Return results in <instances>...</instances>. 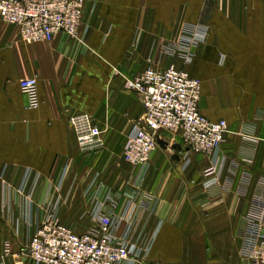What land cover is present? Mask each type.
<instances>
[{
  "label": "crops",
  "instance_id": "1",
  "mask_svg": "<svg viewBox=\"0 0 264 264\" xmlns=\"http://www.w3.org/2000/svg\"><path fill=\"white\" fill-rule=\"evenodd\" d=\"M79 36L28 42L0 18V264H36L27 248L47 216L84 232L96 228L95 201L116 212L127 198L142 204L141 221L157 199L139 241L152 263L250 264L249 235L264 228V0H85ZM170 64L199 81L201 113L228 131L216 155L186 163L180 136L161 132L168 145L140 171L122 157L143 115L125 79ZM26 77L36 107L19 88ZM79 112L102 131L92 149L67 124Z\"/></svg>",
  "mask_w": 264,
  "mask_h": 264
},
{
  "label": "built area",
  "instance_id": "2",
  "mask_svg": "<svg viewBox=\"0 0 264 264\" xmlns=\"http://www.w3.org/2000/svg\"><path fill=\"white\" fill-rule=\"evenodd\" d=\"M84 4L85 0H0V18L16 25L19 37L28 42L51 41L58 33L82 42L79 27ZM180 48L187 61L189 41L182 39ZM18 84L27 98V106L36 107L39 103L36 79L21 78ZM125 86L137 93L143 106V115L123 146L122 157L126 161L144 170L158 146L161 132L180 136L185 163L191 152L217 154L228 131L227 123L201 113L199 81L185 68L173 64L161 68L149 65L140 74L126 78ZM66 120L82 149L97 146L102 131L90 114L79 112ZM217 163L218 158L204 170L207 183L217 182ZM157 204V199L151 205L145 203L141 221L139 213L143 206L132 198L125 199L116 212L108 209L115 208L110 200L95 201L90 216L96 228L84 232H76L49 215L32 233L27 252L36 264H156L144 258L139 241ZM263 216L262 205L259 220ZM249 236L250 264H264V228ZM10 253L11 241L7 240L1 257Z\"/></svg>",
  "mask_w": 264,
  "mask_h": 264
},
{
  "label": "water",
  "instance_id": "3",
  "mask_svg": "<svg viewBox=\"0 0 264 264\" xmlns=\"http://www.w3.org/2000/svg\"><path fill=\"white\" fill-rule=\"evenodd\" d=\"M157 143H158L159 146H161V147H163V148H165V147L168 145V142H167L165 139H163L162 137H160V136L157 137ZM176 146H177V145H176L175 143H172V144L170 145V147H171L172 149H174ZM174 156H175V155H174Z\"/></svg>",
  "mask_w": 264,
  "mask_h": 264
},
{
  "label": "rangeland",
  "instance_id": "4",
  "mask_svg": "<svg viewBox=\"0 0 264 264\" xmlns=\"http://www.w3.org/2000/svg\"><path fill=\"white\" fill-rule=\"evenodd\" d=\"M77 225H80V223H77ZM74 231H76V230H74Z\"/></svg>",
  "mask_w": 264,
  "mask_h": 264
}]
</instances>
